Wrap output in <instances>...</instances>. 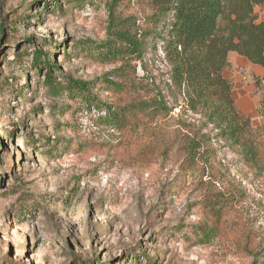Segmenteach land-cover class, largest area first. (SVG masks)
I'll use <instances>...</instances> for the list:
<instances>
[{
	"label": "rangeland",
	"instance_id": "obj_1",
	"mask_svg": "<svg viewBox=\"0 0 264 264\" xmlns=\"http://www.w3.org/2000/svg\"><path fill=\"white\" fill-rule=\"evenodd\" d=\"M148 8L0 0V264H264V142L257 170L223 143L188 168L165 142L171 119L136 115L112 129L104 111L50 94L32 64L40 51L54 78L95 82L102 104L124 108L140 96L139 63L97 49L115 25L140 27ZM255 13L264 22V4ZM145 51L150 75L163 74L161 44ZM257 79L244 85L254 129ZM203 223L215 233L194 246L189 232Z\"/></svg>",
	"mask_w": 264,
	"mask_h": 264
},
{
	"label": "trees",
	"instance_id": "obj_2",
	"mask_svg": "<svg viewBox=\"0 0 264 264\" xmlns=\"http://www.w3.org/2000/svg\"><path fill=\"white\" fill-rule=\"evenodd\" d=\"M263 4L264 0H148L149 12L140 27L118 23L97 49L104 60L123 66L139 63L140 96L124 108L102 104L94 92L98 88L92 85L95 82L64 75L54 78L53 59L42 60L40 51L34 53L32 64L37 72L45 68L44 86L50 94H66L88 110L104 111L112 129H123L125 119L136 115L171 119L165 142L188 168L209 162L213 146L223 143L236 150L245 165L257 170L259 147L264 142V92L259 101L262 124L254 129L250 118L237 109L232 83L223 71L229 67V53L264 67V22L255 13ZM149 43L161 44L165 63L163 74L154 77L145 57ZM105 83L112 90L122 88ZM255 85L264 88V78L257 79ZM189 233L196 238L192 245H201L208 242L215 228L203 223Z\"/></svg>",
	"mask_w": 264,
	"mask_h": 264
},
{
	"label": "crops",
	"instance_id": "obj_3",
	"mask_svg": "<svg viewBox=\"0 0 264 264\" xmlns=\"http://www.w3.org/2000/svg\"><path fill=\"white\" fill-rule=\"evenodd\" d=\"M229 67L223 71V76L232 83V97L237 109L245 115L250 106L253 104V99L248 94L247 83L249 77H263L264 67L252 65L247 59L237 55L236 53H229L228 55ZM243 81L242 83L239 79ZM233 92L235 94L233 95Z\"/></svg>",
	"mask_w": 264,
	"mask_h": 264
},
{
	"label": "built area",
	"instance_id": "obj_4",
	"mask_svg": "<svg viewBox=\"0 0 264 264\" xmlns=\"http://www.w3.org/2000/svg\"><path fill=\"white\" fill-rule=\"evenodd\" d=\"M256 95H257V96H260V93H259V92H256ZM256 109L260 110V105H259V103L256 104Z\"/></svg>",
	"mask_w": 264,
	"mask_h": 264
}]
</instances>
